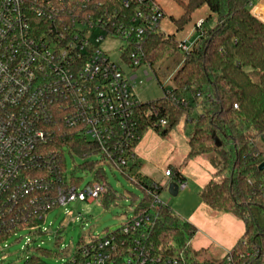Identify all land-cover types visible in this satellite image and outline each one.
Wrapping results in <instances>:
<instances>
[{
	"label": "built area",
	"instance_id": "obj_1",
	"mask_svg": "<svg viewBox=\"0 0 264 264\" xmlns=\"http://www.w3.org/2000/svg\"><path fill=\"white\" fill-rule=\"evenodd\" d=\"M118 1L126 10L121 16H93L74 0H0V262L11 243L23 240L27 250H40L34 243L48 231V212L74 201H97L106 191L103 177L84 183L67 170L65 152L61 159L59 150H48L57 132L54 124L94 144L97 152L85 154L83 161L95 156L97 169L114 168L148 199L118 227L91 237L59 264H185L182 252L165 254L152 246L157 209L166 206L159 198L162 187L138 182L130 169L137 159L141 105L132 70L164 14L155 0ZM259 2L249 5L257 8ZM195 29V39L178 42L180 51L190 50L205 33L203 19ZM112 39L122 42L120 62L101 48ZM170 97L177 105L188 104ZM69 133L63 138L71 139ZM171 174L165 170V176ZM227 255L228 264H234ZM244 256L264 264V246L239 254ZM23 264L45 263L27 255Z\"/></svg>",
	"mask_w": 264,
	"mask_h": 264
},
{
	"label": "trees",
	"instance_id": "obj_2",
	"mask_svg": "<svg viewBox=\"0 0 264 264\" xmlns=\"http://www.w3.org/2000/svg\"><path fill=\"white\" fill-rule=\"evenodd\" d=\"M74 1L85 4V9L88 8L93 16L117 12L121 16L126 12L118 0ZM175 1L183 9L182 17L173 20L179 28L202 6L215 14L216 24L206 27L204 21L205 33L187 52L179 50V41L173 35L157 30L146 38L137 67L144 63L154 67L169 58L175 62V69L180 67L172 75L171 91L138 107L137 131L140 139L148 130L165 136L180 122L191 124L187 158L209 154L213 168V176L200 189L199 196L211 209L243 222V235L229 255L233 263L258 264L250 256L240 258L239 254L254 245L264 246V228L253 210V205L257 206L264 214V168L260 169L264 162V20L252 11L249 5L252 0ZM171 94L188 104L177 105ZM197 106L201 112L192 117ZM51 126L57 132L48 143V150H59L61 159H64V152L78 158L97 152L94 144L84 138L66 129L56 130L54 124ZM67 132L71 139L63 138ZM95 164L94 160L73 163L69 173L76 176L86 171L87 175L91 174V181L101 177L105 181L104 170L97 169ZM137 165L130 168L134 178L144 184L154 182L135 171ZM173 181H184L178 170ZM144 196L142 199L130 196L129 199L137 204L138 209L148 201ZM101 198L102 203H109L120 196L106 183V191L99 200ZM157 212V220L150 231L155 251L171 255L182 252L185 264H215L210 260L193 261L188 257L186 240L196 232L195 226L167 206L158 208Z\"/></svg>",
	"mask_w": 264,
	"mask_h": 264
},
{
	"label": "rangeland",
	"instance_id": "obj_3",
	"mask_svg": "<svg viewBox=\"0 0 264 264\" xmlns=\"http://www.w3.org/2000/svg\"><path fill=\"white\" fill-rule=\"evenodd\" d=\"M163 11L160 20L159 32L173 35L177 41L184 39H195L197 30L196 22L201 18L206 27L216 24V17L208 7L202 6L195 10L190 19L179 28L173 21L180 19L183 9L175 0H155ZM186 1V0H185ZM256 9V11H255ZM252 11L264 19V0H260L257 8ZM260 11V12H259ZM259 12V13H258ZM261 15V16H260ZM122 42L118 39L106 40L101 48L112 60L120 62L119 51ZM178 59V58H177ZM172 58L165 59L154 67L142 64L132 70L137 75L134 84V95L138 102L145 104L164 96L173 88L172 75L180 67L175 69ZM131 72V71H130ZM145 72L147 74H145ZM201 110L194 109L192 117H196ZM191 134V124L180 122L167 135L161 136L153 130H148L142 138L140 173L148 180L160 183V200L170 210L186 221L196 223V232L186 240L188 257L193 261L203 262L210 260L215 264H228L227 253L232 251L244 232L243 222L237 218L229 220L228 214L216 211L204 204L199 196L202 186L213 176L209 163V154H203L194 158H187V140ZM264 142V140H262ZM67 170L72 171L73 163H80L83 158L71 157L65 152ZM92 156L87 160H95ZM171 170L172 175H164L165 170ZM105 183L120 198L109 203H102V198L97 201H74L64 207H57L45 216L44 226L48 228L45 235L41 236L42 242L34 243L40 250H27L24 241L11 243L3 256L0 264H23L25 257H39L45 264H59L72 256L75 249L90 240L91 237L103 234L118 227L126 218L133 215V208L137 205L129 199L134 196L143 198V191L132 180L123 176L114 168L104 165ZM178 170L186 183L185 188L178 189L176 195L168 190V183L173 179L175 171ZM135 171H139V168ZM77 177H83L84 183L91 179V175L77 173ZM173 181V180H172ZM179 183V181H174ZM257 206L253 210L257 213V219L264 228V214ZM226 216V217H224ZM27 234L26 231L21 233Z\"/></svg>",
	"mask_w": 264,
	"mask_h": 264
},
{
	"label": "crops",
	"instance_id": "obj_4",
	"mask_svg": "<svg viewBox=\"0 0 264 264\" xmlns=\"http://www.w3.org/2000/svg\"><path fill=\"white\" fill-rule=\"evenodd\" d=\"M197 108H199L198 106H197ZM142 138H143V136H142ZM142 138L140 139V141L137 143V145H136V147H135V152H136V156H137V159H136V162H135V164L137 163L138 165H137V167H136V169H138L139 168V173H140V170H143V168H142V163H141V158H140V152H141V146H139L140 144H141V141H142ZM197 157V156H196ZM211 168H212V166H211ZM212 172H213V168H212ZM141 174V173H140ZM142 175L144 176V174L142 173ZM146 176V175H145ZM183 176V175H182ZM211 178V177H210ZM172 180L173 179H170V182H172ZM184 180H185V177H184ZM152 181H154V182H156L155 180H152ZM209 181V180H208ZM156 183H158V182H156ZM160 184V183H159ZM205 185V184H204ZM203 185V186H204ZM202 186V187H203ZM226 215H227V213H225ZM230 215L228 214V216L227 217H229ZM224 217H226V216H224ZM231 218L229 219L230 221H231V219L233 218L232 216H230ZM234 219V218H233ZM189 222V221H188ZM190 223L193 225V226H196V223L194 222V221H190ZM243 235V234H242Z\"/></svg>",
	"mask_w": 264,
	"mask_h": 264
},
{
	"label": "water",
	"instance_id": "obj_5",
	"mask_svg": "<svg viewBox=\"0 0 264 264\" xmlns=\"http://www.w3.org/2000/svg\"><path fill=\"white\" fill-rule=\"evenodd\" d=\"M264 168V162L260 165V169ZM168 190L172 195H176L178 192V186L177 183L172 181L168 183Z\"/></svg>",
	"mask_w": 264,
	"mask_h": 264
}]
</instances>
